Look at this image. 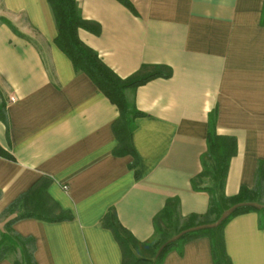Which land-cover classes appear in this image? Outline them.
Returning a JSON list of instances; mask_svg holds the SVG:
<instances>
[{
  "label": "crops",
  "instance_id": "1",
  "mask_svg": "<svg viewBox=\"0 0 264 264\" xmlns=\"http://www.w3.org/2000/svg\"><path fill=\"white\" fill-rule=\"evenodd\" d=\"M130 1L138 15L117 0H77L82 16L102 27L100 35L80 29V39L118 76L144 65L173 72L126 92L143 115L132 149L119 155L118 108L56 45L48 1L0 0V19L16 29L0 21V106L10 125L0 120V146L13 157L0 156V229L15 215L8 208L44 177L52 179L48 194L73 215L14 223L35 239L37 264H122L113 231L102 225L112 209L140 241L154 236V218L172 197L182 216L204 215L210 195L191 181L204 167L213 111L217 133L238 144L226 195L253 188L264 161V0ZM225 242L233 264H264L256 212L232 219ZM163 264H215L210 239L187 242Z\"/></svg>",
  "mask_w": 264,
  "mask_h": 264
},
{
  "label": "trees",
  "instance_id": "2",
  "mask_svg": "<svg viewBox=\"0 0 264 264\" xmlns=\"http://www.w3.org/2000/svg\"><path fill=\"white\" fill-rule=\"evenodd\" d=\"M47 1L53 11L58 30L56 45L68 56L75 70L85 73L117 106L119 118L113 124V131L122 145L117 154H127L132 149L130 135L136 128V119L143 114L138 110L135 101L130 102L127 99L126 92L130 90L135 93L140 86L156 78H170L172 69L165 65H144L132 76L121 78L104 63L95 50L80 39V29L100 35L102 27L98 22L82 16L77 0ZM117 1L138 15L130 0ZM262 17L264 20V6ZM0 21L16 31L7 19ZM216 118L217 111L209 114L208 152L202 158L204 167L191 181L195 191L209 193L210 204L207 212L204 215L192 214L184 217L180 212V198L172 197L154 218V236L149 240L140 241L122 226L115 210H110L104 216L102 225L113 231L122 250V264H163L171 251L176 250L183 254L187 242L201 237L210 239L215 264H233L226 250V225L236 216L256 212L259 226L264 229V161L259 163L253 188L243 186L238 194L226 195L225 185L230 162L238 152V144L235 137L217 133ZM0 120L5 123L8 131L10 125L4 105L0 106ZM0 156L13 159L1 146ZM205 178L211 180V185H204ZM51 182L52 179L44 177L8 208V212L15 215L5 223L3 230L0 229V261L9 258L14 264H37L36 241L32 237L19 235L13 229L16 221L27 218L48 222L73 219L72 213L63 210L48 194L47 188Z\"/></svg>",
  "mask_w": 264,
  "mask_h": 264
},
{
  "label": "built area",
  "instance_id": "3",
  "mask_svg": "<svg viewBox=\"0 0 264 264\" xmlns=\"http://www.w3.org/2000/svg\"><path fill=\"white\" fill-rule=\"evenodd\" d=\"M11 100H12V101H15V100H16V97H11ZM64 189L67 190V189H68V186H65Z\"/></svg>",
  "mask_w": 264,
  "mask_h": 264
},
{
  "label": "rangeland",
  "instance_id": "4",
  "mask_svg": "<svg viewBox=\"0 0 264 264\" xmlns=\"http://www.w3.org/2000/svg\"><path fill=\"white\" fill-rule=\"evenodd\" d=\"M131 102V101H130Z\"/></svg>",
  "mask_w": 264,
  "mask_h": 264
}]
</instances>
